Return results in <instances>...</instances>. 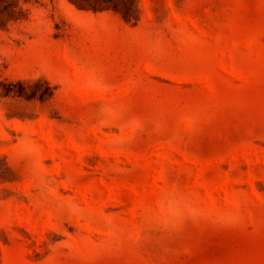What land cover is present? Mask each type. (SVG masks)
<instances>
[{
    "label": "rangeland",
    "instance_id": "1",
    "mask_svg": "<svg viewBox=\"0 0 264 264\" xmlns=\"http://www.w3.org/2000/svg\"><path fill=\"white\" fill-rule=\"evenodd\" d=\"M0 264H264V0H0Z\"/></svg>",
    "mask_w": 264,
    "mask_h": 264
}]
</instances>
